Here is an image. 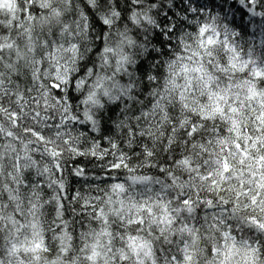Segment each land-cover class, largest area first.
<instances>
[{
	"label": "clouds",
	"instance_id": "1",
	"mask_svg": "<svg viewBox=\"0 0 264 264\" xmlns=\"http://www.w3.org/2000/svg\"><path fill=\"white\" fill-rule=\"evenodd\" d=\"M0 264H264V0H0Z\"/></svg>",
	"mask_w": 264,
	"mask_h": 264
}]
</instances>
